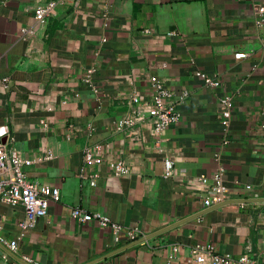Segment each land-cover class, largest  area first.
Wrapping results in <instances>:
<instances>
[{
    "label": "crops",
    "instance_id": "1",
    "mask_svg": "<svg viewBox=\"0 0 264 264\" xmlns=\"http://www.w3.org/2000/svg\"><path fill=\"white\" fill-rule=\"evenodd\" d=\"M49 1L0 0V142L29 161L28 180L60 192L28 229L22 207L0 203V240L18 243V259L0 247V264H217L216 255L264 264V201L204 213L199 183L220 155L231 201L264 198V38L253 15L264 0H69L40 24L34 9ZM89 68L94 87L83 81ZM156 81L182 112L160 135L146 120ZM224 96L232 98L228 145ZM136 112L144 121L119 129ZM96 145L100 163L89 166ZM118 161L129 174L114 175ZM75 208L145 236L203 214L110 256L131 243L98 221L75 220Z\"/></svg>",
    "mask_w": 264,
    "mask_h": 264
},
{
    "label": "built area",
    "instance_id": "2",
    "mask_svg": "<svg viewBox=\"0 0 264 264\" xmlns=\"http://www.w3.org/2000/svg\"><path fill=\"white\" fill-rule=\"evenodd\" d=\"M69 4V0H53L46 3H42L35 7L33 16L40 24L46 22L56 11L60 5ZM253 15L257 27L262 31L264 38V3L255 2L253 4ZM243 55H238L240 58ZM95 72L94 68L87 69L83 81L90 87L93 86L92 76ZM197 75L204 79L205 83L209 86H215L217 83L202 73ZM154 90V96L152 103L148 109L146 120L150 121L154 125L155 132L162 134L168 127L175 125L182 118V112L175 100V95L168 91L165 86L160 82H154L152 84ZM187 93H184L179 97L180 102L184 101ZM132 101L135 104H139L140 100L136 96H132ZM221 102L224 105V111L222 113L221 124L224 133V144L228 145L230 142L231 133V118H232V98L230 96H224L221 98ZM144 121L141 113L136 112L134 115L128 116L119 122V129H124L133 126L137 122ZM262 134L264 138V120L262 122ZM264 141V140H263ZM101 153V148L96 145L94 149L89 150L85 154V162L87 165L100 163V159L96 155ZM218 162V169L212 177L201 176L199 183L204 192V208L209 209L216 205L225 203L231 199V193L224 182V167L221 164L220 155L216 156ZM29 164L22 156L13 151L8 146V141L0 142V203L11 207H22L25 211V219L20 223L22 229H28L35 225L36 221L40 218L46 217L51 201L60 200V192L58 189L48 185H39L36 182L30 181L25 177L23 167ZM113 173L115 176H123L129 174L127 166L118 161L112 164ZM174 174V163L172 159H165V177H172ZM98 176L94 175L91 180V185L96 184ZM246 191L252 192V186L246 185ZM252 199L260 198L258 194L252 195ZM72 216L75 220L80 222L98 221L102 227H111L118 233H123L129 243H133L143 237L138 229H125L120 225L112 222L108 217H104L101 214L88 213L83 209L75 208L72 211ZM0 242L5 245L10 251L15 253L18 243L12 241L6 243L3 240ZM210 247H196L195 253H211ZM173 251H177L176 248ZM264 255V250H263ZM213 260L217 264L229 263L234 261L235 264H252V261L248 257H239L234 259L231 255H216ZM198 261L202 262L201 256ZM5 264H9V259L5 261Z\"/></svg>",
    "mask_w": 264,
    "mask_h": 264
},
{
    "label": "water",
    "instance_id": "3",
    "mask_svg": "<svg viewBox=\"0 0 264 264\" xmlns=\"http://www.w3.org/2000/svg\"><path fill=\"white\" fill-rule=\"evenodd\" d=\"M259 201H264V198H260V199H249V200H239V201H231V200H229V201H226L225 203H222V204H219V205H216V206H214V207H212V208L207 209L204 213L209 212V211H212V210H214V209H217V208H219V207H221V206H223V205L230 204V203L259 202ZM202 214H203V213L198 214V215H196V216H194V217H190V218H188V219H185V220H183V221H181V222H179V223H176V224H174V225H172V226H170V227H168V228H166V229H163V230H161V231H159V232H157V233H154V234H151V235H147V236H145V237H143V238H141V239H139V240H137V241H135V242L129 244L128 246H126V247H124V248H122V249H119V250H117V251L111 253L110 256H112V255H114V254H116V253H119V252H121V251H124V250H126V249H129V248H131V247H134V246L140 245V244H142V243H145V242L149 241L150 239H152V238H154V237H156V236H158V235L163 234V233L166 232V231H169V230H171V229H173V228H175V227H177V226H179V225H181V224H183V223H186V222H188V221H190V220H193V219H195V218L201 216ZM0 247H1V249H2L3 252L5 251V252L9 253L11 256H13V257H15L16 259H18L17 256H16L12 251H10L5 245H3L1 242H0ZM0 253H2V252L0 251ZM20 261H21V260H20ZM24 264H27V263H24Z\"/></svg>",
    "mask_w": 264,
    "mask_h": 264
}]
</instances>
